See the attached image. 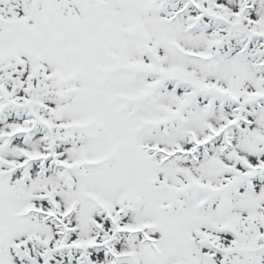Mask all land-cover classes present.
Wrapping results in <instances>:
<instances>
[{"label": "snow or ice", "instance_id": "1", "mask_svg": "<svg viewBox=\"0 0 264 264\" xmlns=\"http://www.w3.org/2000/svg\"><path fill=\"white\" fill-rule=\"evenodd\" d=\"M0 264H264V0H0Z\"/></svg>", "mask_w": 264, "mask_h": 264}]
</instances>
